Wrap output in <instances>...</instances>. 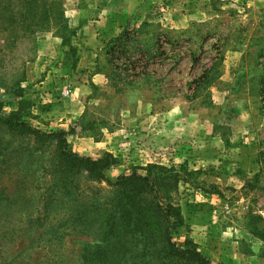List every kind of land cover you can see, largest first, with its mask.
Segmentation results:
<instances>
[{
	"label": "rangeland",
	"instance_id": "374dc122",
	"mask_svg": "<svg viewBox=\"0 0 264 264\" xmlns=\"http://www.w3.org/2000/svg\"><path fill=\"white\" fill-rule=\"evenodd\" d=\"M16 89L31 127L115 164L70 169L58 138L0 122V264H160L120 210L133 172L159 178L150 218L180 207L173 241L264 264V0H0V95ZM215 133L226 149L212 153Z\"/></svg>",
	"mask_w": 264,
	"mask_h": 264
},
{
	"label": "trees",
	"instance_id": "16d2710c",
	"mask_svg": "<svg viewBox=\"0 0 264 264\" xmlns=\"http://www.w3.org/2000/svg\"><path fill=\"white\" fill-rule=\"evenodd\" d=\"M129 26L124 32L109 43L108 54H115L117 52L119 44L124 42V38L129 36ZM114 44V45H111ZM79 61V57L76 56L75 64ZM24 92L21 89H16L13 93H5L0 95V122L7 124L11 129L17 131H28L35 133L36 135L47 136L51 138H58V151L62 160L66 163V166L70 169L73 167L85 168L91 174H96L99 177H106L107 170L114 166L115 160L112 155L106 154L99 159H93L88 156H82L73 151L70 147L69 140L67 138V132L56 131L45 133L36 128H33L29 123L24 120L21 115L23 111V104L26 100H23ZM16 100L20 104V108L17 111L11 113L9 117H5L2 114V110L6 103ZM156 167L157 165H152ZM163 173H170L168 178L177 181V174L173 173V168L170 169L165 166L160 167ZM159 178H152L151 174L141 175L138 172L132 174L122 175L119 178L118 183L125 189L121 198L120 210L123 212L124 220H131L133 223V229H142L149 233L150 238L153 239L155 245V254L158 255L160 264H215L209 258H207L196 246L186 245L181 246L177 242L173 241V230L180 222V207H176L174 203L170 202L168 205H163L161 202H157L151 208L152 212H155V216L149 217L150 209L142 204V197L146 194L147 189L152 185L155 186ZM164 181L165 179L162 178ZM156 195L160 200V189L157 188ZM163 218V219H162ZM150 219L149 221H146ZM148 226H152L148 229ZM99 262V261H98Z\"/></svg>",
	"mask_w": 264,
	"mask_h": 264
},
{
	"label": "crops",
	"instance_id": "0c3cea01",
	"mask_svg": "<svg viewBox=\"0 0 264 264\" xmlns=\"http://www.w3.org/2000/svg\"><path fill=\"white\" fill-rule=\"evenodd\" d=\"M226 78V76H224V79ZM224 93V92H223ZM224 95H225V98H227V96H228V94H225L224 93ZM227 95V96H226ZM57 108H55V109H57V112L59 113L60 112V109H62V116H64V115H70L69 114V112H71L72 113V110H71V106L70 105H67V104H63V105H61V104H56L55 105ZM53 109V108H52ZM51 109V110H52ZM63 111H64V114H63ZM65 111H66V114H65ZM58 120V119H57ZM217 136H219V134L218 133H215V134H213L212 135V137H211V139L210 140H207L205 143H206V145L209 147H211V152L212 153H217L216 151H215V147H214V145L216 144V146H218V149H222L223 147H224V149H226V143H224V141L220 138V136L219 137H217ZM225 159H224V161L225 162H227V160L228 159H230L231 158V156L230 155H225V157H224Z\"/></svg>",
	"mask_w": 264,
	"mask_h": 264
}]
</instances>
